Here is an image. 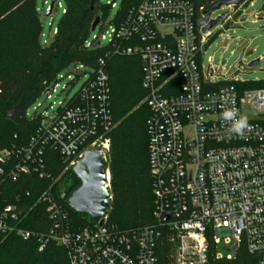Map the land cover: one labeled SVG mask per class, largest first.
<instances>
[{
    "label": "built area",
    "instance_id": "1",
    "mask_svg": "<svg viewBox=\"0 0 264 264\" xmlns=\"http://www.w3.org/2000/svg\"><path fill=\"white\" fill-rule=\"evenodd\" d=\"M246 3L251 6L253 0ZM106 5L116 7L113 1ZM202 18L195 2L143 0L107 33L113 55L139 57L142 63V103L151 113L153 224L123 231L108 223V213L103 225L75 230L66 211L72 194L56 189L59 179L46 170L47 150L60 155L66 172L88 150L101 149L108 162L114 123L109 75L101 59L96 69L73 66L89 77L53 116L34 107L42 123L27 146L0 151L1 237L34 240L39 251L55 242L67 252L69 264H159L163 242L170 247L172 264H208L211 249L217 260H232L245 249L264 264V88L240 91L236 84L243 82L234 79L211 89L215 71L211 65L204 68V56L212 34L199 27ZM104 40L95 36L85 47L102 46ZM57 82L44 92L48 100ZM232 107L251 125L242 136L233 134L222 117ZM30 176L49 180V186L35 202L29 193L11 199L4 185ZM106 176L110 191L108 169ZM35 214L44 215L51 226L42 232L24 227Z\"/></svg>",
    "mask_w": 264,
    "mask_h": 264
},
{
    "label": "trees",
    "instance_id": "2",
    "mask_svg": "<svg viewBox=\"0 0 264 264\" xmlns=\"http://www.w3.org/2000/svg\"><path fill=\"white\" fill-rule=\"evenodd\" d=\"M143 0H123L112 25L120 27L130 11ZM195 2L197 14L219 0H185ZM65 9L51 42L41 43L42 24L36 0H0V151L27 146L42 123V116L31 113L37 100L53 86L60 73L73 66L96 69L99 61L106 62L110 85V110L114 127L109 133L107 155L110 173V194L113 207L108 223L128 231L153 224V182L149 166L147 121L151 115L143 104L146 92L142 87V63L139 57H119L111 47L86 49L91 26L100 12V25L105 22L110 6L100 0H64ZM203 8V10H200ZM54 11V8L51 11ZM232 82L211 87L219 89ZM240 91L264 88V82L238 83ZM46 170L59 179L56 189L70 196L80 185L73 169L60 155L47 150ZM49 180L38 176L22 178L4 185L11 195L26 197L35 202ZM71 182L70 185L68 183ZM9 199V201L11 200ZM66 211L75 230L93 227L94 221L77 214L67 204ZM40 212V211H39ZM39 232L51 224L43 215L30 216L23 225ZM159 264H172L170 247L163 242L158 250ZM0 264H69L67 252L55 242L39 251L34 240L10 235L0 236ZM208 264H258L245 249L232 260H217L209 253Z\"/></svg>",
    "mask_w": 264,
    "mask_h": 264
},
{
    "label": "rangeland",
    "instance_id": "3",
    "mask_svg": "<svg viewBox=\"0 0 264 264\" xmlns=\"http://www.w3.org/2000/svg\"><path fill=\"white\" fill-rule=\"evenodd\" d=\"M52 0H36L38 12L42 24L41 43L51 42L55 29L62 19L65 4L64 0H56L54 11L46 16ZM114 2L116 7L106 13V20L94 32H91L88 40L95 36H106L102 47L108 44L107 33L110 32L111 22L114 20L123 0L104 1L106 5ZM60 4V7L58 6ZM239 7H221L211 15L212 20L223 17L209 32L212 34L209 47L204 56V68L209 65L215 71L212 78L214 84L225 80L237 79L240 82L260 83L264 82V0H253V4L246 3ZM104 16L100 12L99 17ZM228 16L231 19L225 20ZM257 64L251 66L253 63ZM76 75H79L78 77ZM70 76L71 79H67ZM63 77V78H62ZM89 77V72L73 67L62 71L58 77L56 94H52L50 100L42 95L35 106H41L40 112L51 117L61 103L69 101L75 96ZM53 106V109L51 107ZM71 182L68 183L70 185ZM89 218V217H87ZM220 250H222L220 248ZM223 252V251H222ZM225 254V252H224Z\"/></svg>",
    "mask_w": 264,
    "mask_h": 264
},
{
    "label": "water",
    "instance_id": "4",
    "mask_svg": "<svg viewBox=\"0 0 264 264\" xmlns=\"http://www.w3.org/2000/svg\"><path fill=\"white\" fill-rule=\"evenodd\" d=\"M245 1L219 0L212 3L203 11V18L199 21V27L203 28V33L209 32L223 19V17H220L212 20L211 15L214 11L221 7H240ZM55 2L56 0L51 1L47 17L50 16ZM99 25L100 17H97L91 26V32H94ZM99 45L100 42H97L95 47H99ZM255 64L257 62L251 66ZM107 169L108 162L101 149L84 152L82 158L73 167V173L79 178L81 186L72 193L69 204L77 214L89 217L94 223H99V225H103L105 217L113 207L110 191L106 189Z\"/></svg>",
    "mask_w": 264,
    "mask_h": 264
},
{
    "label": "clouds",
    "instance_id": "5",
    "mask_svg": "<svg viewBox=\"0 0 264 264\" xmlns=\"http://www.w3.org/2000/svg\"><path fill=\"white\" fill-rule=\"evenodd\" d=\"M222 117L230 124V131L235 135L242 136L251 127L248 118L241 115L235 107L225 109Z\"/></svg>",
    "mask_w": 264,
    "mask_h": 264
},
{
    "label": "flooded vegetation",
    "instance_id": "6",
    "mask_svg": "<svg viewBox=\"0 0 264 264\" xmlns=\"http://www.w3.org/2000/svg\"><path fill=\"white\" fill-rule=\"evenodd\" d=\"M74 178H75V180L80 184V185L78 186V188H79V187L81 186L80 180H79V178H78L77 176H75V175H74ZM78 188H77V189H78Z\"/></svg>",
    "mask_w": 264,
    "mask_h": 264
}]
</instances>
